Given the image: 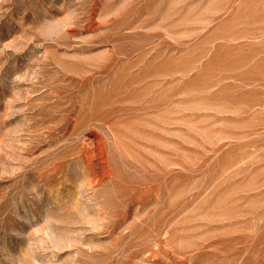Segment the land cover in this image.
<instances>
[{"label": "rangeland", "instance_id": "1", "mask_svg": "<svg viewBox=\"0 0 264 264\" xmlns=\"http://www.w3.org/2000/svg\"><path fill=\"white\" fill-rule=\"evenodd\" d=\"M0 264H264V0H0Z\"/></svg>", "mask_w": 264, "mask_h": 264}]
</instances>
